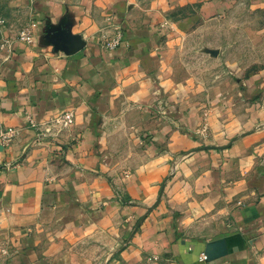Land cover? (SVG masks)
Returning <instances> with one entry per match:
<instances>
[{"label": "crops", "instance_id": "0c3cea01", "mask_svg": "<svg viewBox=\"0 0 264 264\" xmlns=\"http://www.w3.org/2000/svg\"><path fill=\"white\" fill-rule=\"evenodd\" d=\"M240 1L37 0L30 40L1 29L0 131L15 134L0 143V264H251L264 235L256 135L217 149L239 121L207 119L210 137L197 135L202 117L158 113L146 77L161 10L189 11L173 22L187 28ZM62 110L71 130L36 139L28 116Z\"/></svg>", "mask_w": 264, "mask_h": 264}, {"label": "rangeland", "instance_id": "374dc122", "mask_svg": "<svg viewBox=\"0 0 264 264\" xmlns=\"http://www.w3.org/2000/svg\"><path fill=\"white\" fill-rule=\"evenodd\" d=\"M35 1L0 0V33L1 29L19 32L29 28V8ZM160 12L164 18L158 26L161 38L150 64L152 70L146 75L155 89L150 103L164 117H202L196 134L208 138L207 119L232 116L242 127L217 149L254 132L251 157L259 162L264 156L263 117L257 116L264 110V2H234L216 19L204 18L187 28H177L173 22L189 11ZM252 120L255 125H245ZM164 187L161 185L159 197ZM263 236L250 246L251 264H264Z\"/></svg>", "mask_w": 264, "mask_h": 264}, {"label": "built area", "instance_id": "2783aa9c", "mask_svg": "<svg viewBox=\"0 0 264 264\" xmlns=\"http://www.w3.org/2000/svg\"><path fill=\"white\" fill-rule=\"evenodd\" d=\"M3 25V19L0 16V27ZM19 39L28 41L31 38V31L26 28L19 31ZM120 38V34L106 42V46L114 47ZM28 126L36 133V139L46 138L47 140L54 142L61 137V132L70 131L74 125V114L71 110H62L48 118L35 120L28 116ZM15 134V129L7 127L0 131V143L7 144ZM62 146V145H60ZM63 147V146H62Z\"/></svg>", "mask_w": 264, "mask_h": 264}]
</instances>
